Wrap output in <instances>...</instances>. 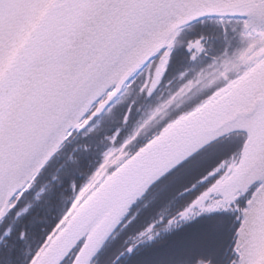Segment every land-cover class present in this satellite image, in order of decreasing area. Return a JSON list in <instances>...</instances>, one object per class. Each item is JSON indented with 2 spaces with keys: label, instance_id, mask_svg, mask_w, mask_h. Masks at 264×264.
I'll list each match as a JSON object with an SVG mask.
<instances>
[{
  "label": "snow or ice",
  "instance_id": "6c2138e0",
  "mask_svg": "<svg viewBox=\"0 0 264 264\" xmlns=\"http://www.w3.org/2000/svg\"><path fill=\"white\" fill-rule=\"evenodd\" d=\"M0 264H264V0H0Z\"/></svg>",
  "mask_w": 264,
  "mask_h": 264
}]
</instances>
